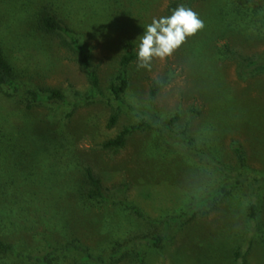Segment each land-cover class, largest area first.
<instances>
[{"label": "rangeland", "instance_id": "rangeland-1", "mask_svg": "<svg viewBox=\"0 0 264 264\" xmlns=\"http://www.w3.org/2000/svg\"><path fill=\"white\" fill-rule=\"evenodd\" d=\"M48 1L82 0H0V44L23 89L18 95L0 88V238L32 252L43 251L47 237L60 244L77 239L97 254L117 253L112 264H137L139 252L143 264H240V251L247 264H264V75L239 71L242 58L264 61V0H192L204 28L150 69H137L136 60L127 69L122 98L145 116L120 108L111 88L123 44L132 39L137 52L152 19L170 15V5L182 0H97L109 11L86 35L100 92L78 55L37 22ZM156 80L168 83L152 96ZM44 87L88 100L75 109L33 102L29 91ZM114 114L119 119L110 126ZM177 116L173 130L189 126L209 162L178 135L156 128L134 132L118 150L104 147L148 117L166 125ZM238 144L246 180L215 209L201 208L233 179L211 158L243 173ZM88 168L109 197L125 202L91 199ZM252 203L259 208L255 219ZM199 208L194 218L179 219ZM166 232L171 238L160 250L146 239ZM0 264L26 263L0 255ZM58 264H77V257Z\"/></svg>", "mask_w": 264, "mask_h": 264}, {"label": "trees", "instance_id": "trees-1", "mask_svg": "<svg viewBox=\"0 0 264 264\" xmlns=\"http://www.w3.org/2000/svg\"><path fill=\"white\" fill-rule=\"evenodd\" d=\"M192 0L174 1L170 5V15L174 9L178 6H185L190 8ZM109 3H100L97 0H82L79 4H53L48 1L42 3L36 12L37 22L41 28L48 33L55 34L59 37L61 45L73 51L78 55L81 64L88 71L91 78L93 87L100 92L99 88V76L93 68L92 56L90 53V47L87 43V35H90L93 28L96 26L94 20L103 16L104 12L109 11ZM62 8V9H61ZM90 32V34H89ZM124 54L120 60V71L117 75L116 81L112 82L111 88L115 95L120 108H125L132 114L146 115L141 113L134 106L126 103L123 100V95L126 93L129 87L128 80V67L136 60V43L132 39H127L123 44ZM242 64L240 66L241 75L257 76L264 75V61L252 58H242ZM168 83L167 80H156L154 82L151 95L157 96L164 86ZM0 88H8L13 93L23 95L22 85L19 82L15 67L8 58L5 49L0 44ZM32 96V101L35 103L43 101H54L63 105H70L72 109L79 107L81 104L87 102L88 98H80L79 96H68L59 89L44 87L40 89H32L29 91ZM177 117L169 120L166 125H162L158 118L148 117L145 121L125 127L115 138L109 139L105 142L104 147L111 150H118L125 146L128 138L134 132L146 128H156L161 132H171L180 137V139L188 146L189 150L196 155L202 157L206 161H210V157L203 150L197 147V143L194 137L189 133V126L181 131H174L173 126ZM119 119L118 114H114L111 118L110 126H114ZM236 153L239 156L241 163V171H236L228 168L224 164L218 163L212 159V167L225 176H230L233 179L223 183L213 194L207 195L204 200V204L201 208L207 207L208 210L215 209L222 203L223 200L231 196L244 183L246 178L244 172L246 169V157L241 144L236 145ZM233 175V176H231ZM87 177L92 184L93 188L90 189L88 195L93 200H119L125 202L123 198L109 197L103 188L101 180L96 177L91 168L87 169ZM128 208L140 217H146L145 214L134 204L127 203ZM200 208L193 212H186L179 216L180 220L194 218ZM190 211V210H189ZM259 208L257 203L250 205V216L255 219L258 216ZM177 218V217H176ZM176 218H172L175 221ZM170 221V222H173ZM170 222L167 221L166 226H170ZM177 222V219H176ZM168 231V230H166ZM171 238L169 233L153 234L147 237V241L153 245L154 248L160 250L163 248L166 242ZM0 255L8 258H12L18 261L25 262L26 264H58L62 259L75 256L77 257V264H84L92 262L95 264H112L117 258V253L110 255H103L95 253L90 247L84 245L77 239L68 240L65 243H57L51 238H45V249L43 251H28L24 247H18L10 242H6L0 238ZM242 252L237 253V260L240 264H247L242 260ZM144 258L141 252L138 253V263L143 264Z\"/></svg>", "mask_w": 264, "mask_h": 264}, {"label": "clouds", "instance_id": "clouds-1", "mask_svg": "<svg viewBox=\"0 0 264 264\" xmlns=\"http://www.w3.org/2000/svg\"><path fill=\"white\" fill-rule=\"evenodd\" d=\"M198 13L183 5L171 15L153 18L139 37L136 52L137 69H150L154 60L164 61L171 57L189 37L204 28Z\"/></svg>", "mask_w": 264, "mask_h": 264}]
</instances>
